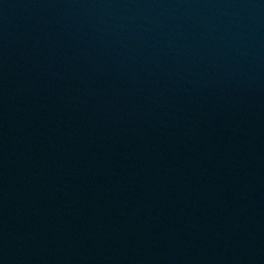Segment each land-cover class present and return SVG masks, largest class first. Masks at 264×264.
<instances>
[{
  "label": "water",
  "instance_id": "water-1",
  "mask_svg": "<svg viewBox=\"0 0 264 264\" xmlns=\"http://www.w3.org/2000/svg\"><path fill=\"white\" fill-rule=\"evenodd\" d=\"M0 264H264V0H0Z\"/></svg>",
  "mask_w": 264,
  "mask_h": 264
}]
</instances>
